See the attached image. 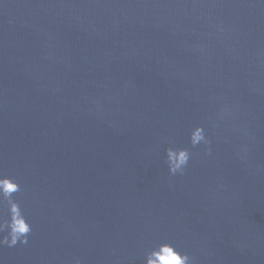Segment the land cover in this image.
<instances>
[{"label": "water", "instance_id": "obj_1", "mask_svg": "<svg viewBox=\"0 0 264 264\" xmlns=\"http://www.w3.org/2000/svg\"><path fill=\"white\" fill-rule=\"evenodd\" d=\"M0 174L33 226L0 264H264V2L0 0Z\"/></svg>", "mask_w": 264, "mask_h": 264}, {"label": "clouds", "instance_id": "obj_2", "mask_svg": "<svg viewBox=\"0 0 264 264\" xmlns=\"http://www.w3.org/2000/svg\"><path fill=\"white\" fill-rule=\"evenodd\" d=\"M225 111L226 109H221L222 113ZM187 137L190 147L170 144L164 149V163L170 175L185 173L193 156L191 148L203 146L205 153L211 152V141L204 125L197 123L191 126ZM21 190V185L15 179L0 174V203L6 201L8 208L7 218L0 217V246L12 248L29 242L33 226L20 204L13 198V194ZM72 264H82V261L75 257ZM143 264H191V257L186 252L178 251L172 244L162 242L145 253Z\"/></svg>", "mask_w": 264, "mask_h": 264}]
</instances>
